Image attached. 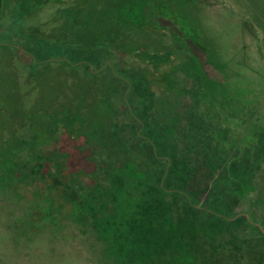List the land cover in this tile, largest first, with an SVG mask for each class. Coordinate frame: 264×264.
Wrapping results in <instances>:
<instances>
[{
  "label": "rangeland",
  "instance_id": "obj_1",
  "mask_svg": "<svg viewBox=\"0 0 264 264\" xmlns=\"http://www.w3.org/2000/svg\"><path fill=\"white\" fill-rule=\"evenodd\" d=\"M0 264H264V0H1Z\"/></svg>",
  "mask_w": 264,
  "mask_h": 264
},
{
  "label": "trees",
  "instance_id": "obj_2",
  "mask_svg": "<svg viewBox=\"0 0 264 264\" xmlns=\"http://www.w3.org/2000/svg\"><path fill=\"white\" fill-rule=\"evenodd\" d=\"M0 8H1V0H0Z\"/></svg>",
  "mask_w": 264,
  "mask_h": 264
}]
</instances>
